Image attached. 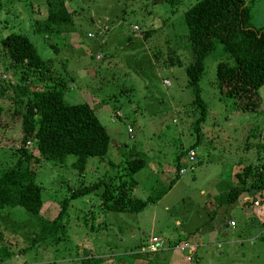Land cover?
<instances>
[{"label": "rangeland", "instance_id": "rangeland-1", "mask_svg": "<svg viewBox=\"0 0 264 264\" xmlns=\"http://www.w3.org/2000/svg\"><path fill=\"white\" fill-rule=\"evenodd\" d=\"M196 1L65 0L74 25L67 26V32L57 38L40 31L46 17L42 0H0V41L9 33L28 36L42 59H53L56 70L66 59L65 70L69 75L72 71L74 77L64 99L69 104L88 103L110 135L105 159L99 163L98 158H89L82 175L72 169V155L64 165L44 160L35 163L31 159L36 182L43 188V206L38 215L21 207L0 209V264H87L85 260L95 255L101 260L93 264H132L128 250L134 252L145 237L155 234L173 244L190 232L189 241L197 244V257L191 264H264V204L254 207L251 203L254 196L263 197L258 190V194H245L250 199L247 205L243 206L245 196H241L234 204L240 207L228 210L224 221L233 220L236 226L224 223V227L216 228L217 237L213 232L202 238L193 234L197 227L199 234L209 228L202 230L201 226L202 221L209 220L205 205L213 199L216 182L229 180L231 169L240 161L241 165L255 164L256 145L264 141V85L259 89L260 108L255 111L237 110L232 100L220 95L215 82L216 65L232 60L216 42L215 50L205 58L199 83L208 106L204 135L197 144L198 157L192 169L187 163L186 150L195 135L192 120H185L194 112L187 105L194 98V90L184 74L188 59L183 47L187 33L183 13ZM247 5L252 24L263 26L264 0H247ZM147 29L158 31L145 40ZM164 39L178 49L183 61V66L174 67V73L168 71L167 65L161 67L154 55L167 47ZM50 43L59 46L57 52ZM19 76L18 71L9 68L0 46V103L4 108L0 119V168L15 162L13 154L21 145L23 108L10 99ZM212 138V144L207 142ZM138 141L148 156L167 166L158 173L167 178H157L159 170L146 166L135 174L134 194L140 198L148 195L156 178L163 186L168 185L177 168V156L184 153L183 167L187 171L179 175L170 191L137 213L105 212L100 189L73 198L63 220L65 232L60 234V241L32 242L40 229V217L55 218L63 199L83 184L121 174L119 160ZM246 142L251 144L248 150ZM33 144L31 140L27 149ZM109 160L115 165H110ZM155 164L157 168L156 161ZM137 258L141 260L137 264H144L147 260L166 261L168 257L143 252Z\"/></svg>", "mask_w": 264, "mask_h": 264}, {"label": "trees", "instance_id": "trees-1", "mask_svg": "<svg viewBox=\"0 0 264 264\" xmlns=\"http://www.w3.org/2000/svg\"><path fill=\"white\" fill-rule=\"evenodd\" d=\"M42 1L46 17L40 31L58 38L67 32V26L74 25L65 0ZM152 1L156 3V0ZM169 2L174 4L173 1ZM183 19L187 29L183 47L185 59H188L184 74L188 86L194 90V98L187 105L196 114L195 118L194 112L192 116L187 115L185 120H192L190 123L195 135L194 142L186 150L187 154L190 148L196 149V144L204 135L203 124L208 116V106L202 98L199 83L205 70V58L215 50L216 42L221 44L232 60L231 63L219 61L216 65L215 82L219 94L232 100L237 110L255 111L260 108L259 89L264 85V25L255 27L252 24L247 0H198L184 11ZM155 31L158 30H145V40ZM49 45L54 52L58 51L57 44ZM0 46L9 68L20 74L19 82L12 88L10 99L16 106L23 108L21 145L13 154L15 162L9 167L0 168V209L21 207L38 215L43 206V188L36 182V171L30 167L31 159L35 163L44 160L64 165L67 157L72 155L75 159L71 167L82 175L89 158L96 157L99 163L105 159L110 135L88 103L69 104L64 99L69 81L73 79L65 70L66 59L59 64L63 69H54L53 59H42L35 45L24 34L9 33L1 39ZM177 51L175 47H165L164 51L158 49L154 55L161 67H181L183 61ZM3 112L4 108L0 103V119ZM14 112L17 113V110ZM31 140L34 144L28 150L27 144ZM250 145L246 142L244 147L248 150ZM117 146H120L118 142ZM256 148L257 162L244 165L235 174L237 182L226 192L214 194L213 199L205 205L210 217L215 216L220 206L233 203L248 189L254 188L260 192L264 190V141L257 144ZM183 155L181 152L177 156V168L168 185L163 186L157 179L158 173L162 172L159 169L155 185L149 187L151 190L145 198H140L133 193L137 186L134 176L147 165L149 158L137 144L130 146L124 158H121L122 161L119 160L121 163H118V166H122L121 174L108 179L98 178L75 189L60 203V210L55 218L49 220L40 217V229L32 242L52 240L58 243L60 234L65 232L63 220L70 200L99 189L100 203L105 212L142 211L147 205L157 202L172 187L180 175L179 161ZM108 163L115 165L111 160ZM193 164H189L190 169ZM100 260L93 256L88 257L85 262L93 264Z\"/></svg>", "mask_w": 264, "mask_h": 264}, {"label": "crops", "instance_id": "crops-1", "mask_svg": "<svg viewBox=\"0 0 264 264\" xmlns=\"http://www.w3.org/2000/svg\"><path fill=\"white\" fill-rule=\"evenodd\" d=\"M154 30H157V29H154ZM136 39H138L139 37L137 36V34H135V35H133ZM164 44L167 46V48H171L169 45H167V40L166 39H164ZM175 66H169L168 67V71L169 72H171V73H174V71L173 70H175V68H174ZM72 70V69H71ZM72 71H71V73H70V75H71V77H74L73 75H72ZM111 121H115V120H111ZM195 140V139H194ZM194 140H193V142H194ZM215 139L214 138H212V139H210V140H208L207 142H209L210 144H212L213 143V141H214ZM192 142V143H193ZM200 142H202V140L200 139L199 140V142L198 143H200ZM191 145V144H190ZM137 146H139V147H141V145H140V142L138 141V144H137ZM198 145L196 144V147H197ZM141 149H142V151H143V148L141 147ZM196 151H198L197 150V148H196ZM144 152V151H143ZM145 153V152H144ZM145 155L149 158V161H148V163H147V165H146V167H148V169H150V170H152V171H155L156 169H160V170H162V169H165V167L164 166H166V165H164V164H159V162H158V160H156V159H154V157H150V156H148L146 153H145ZM196 156L198 157V154L196 153ZM197 157H196V160H197ZM183 158H184V155L180 158V161H179V163H180V167H183L184 165H185V163H183ZM155 161L157 162V165H158V167L156 168V164H155ZM244 165H241V161H240V163H238L237 165H234V167L231 169L232 171H231V174L229 175L230 176V179L229 180H226V182H225V180L223 179V181L222 182H216V184L214 185L215 186V188L213 189V193H215L216 195H218V194H221V193H224V192H226L229 188H230V186L231 185H234L236 182H237V177L235 176V174L237 173V172H240V170H241V168L243 167ZM167 167V166H166ZM163 173H161V174H159L158 176V178H160L161 177V175H162ZM162 177H164V178H167V176L166 175H162ZM178 177H179V175H178ZM177 177V178H178ZM169 179H172V178H169ZM168 179V180H169ZM163 181V180H162ZM164 182V181H163ZM169 182V181H168ZM176 182V181H175ZM175 182H174V184H175ZM173 184V185H174ZM172 185V186H173ZM172 188V187H171ZM170 188V189H171ZM170 189L168 190V191H170ZM135 191V190H134ZM134 191H133V193H134ZM251 191H256V194H258L259 192L256 190V189H254V188H250V189H248L247 191H245V192H243L238 198H240L241 196H245V194H248L249 192H251ZM203 192V191H202ZM263 192V194L262 195H264V190L262 191ZM238 198L233 202V203H231V204H229V205H222V206H220L218 209H217V211H216V214H215V216L214 217H210V216H208L207 214V216H208V218H209V220H207V223H204V221H202L203 223V225L201 226V229L202 230H204L205 228H208L205 232H203L202 234H199V227H197L196 229H194V233L193 234H195V235H198V237H200V238H202V237H205V236H207L208 235V233H215L216 234V237H217V235H218V233H219V231L216 229V228H218V227H224L225 226V224L226 225H229L230 227H234V226H236V223L233 221V220H230L229 221V223H226L225 221H224V218L226 217V214H227V212H228V210H230V212H232L233 210H234V208H236V207H240V206H235L234 204L237 202V200H238ZM256 199V196H254L253 198H252V200L251 201H254ZM250 199H249V197H244L243 198V202H242V204H243V206H245V205H247L248 204V201H249ZM257 200V199H256ZM252 203V202H251ZM152 204V203H151ZM262 204H264L263 202L262 203H260V205L259 206H254V207H260ZM231 205V206H230ZM231 221H233L234 222V225L233 226H231L230 225V222ZM225 223V224H224ZM199 230V231H198ZM190 233H192V232H190ZM190 233H186L185 235H181V236H183V237H178V239L177 240H174L175 241V243H176V241L177 242H179V241H188L189 243H191V244H193V245H195L196 246V248H197V244H195V243H193V242H191V241H189V239H188V236H189V234ZM152 237H157V235H155V234H152L151 236H148V237H145L143 240H141V241H139L138 242V244H137V246H136V250L133 252V250L132 249H129L128 251V254H129V258H132L133 260L132 261H134V262H132V264H137L136 262H140L141 260H140V258H137V257H141L142 256V254H143V252H145V254L147 253V254H153V253H150V252H147V246H148V243H149V241H150V238H152ZM215 237V238H216ZM159 239H160V242H161V246H160V250L157 252V253H155V255L157 254V255H160L161 257H168V258H166V261L165 260H161V259H158L157 260V262H151V261H145V263L144 264H159L160 262H168V264H191V262L192 261H190V262H188V261H186L185 260V258H184V256L182 255V254H180V253H178V252H176V251H174L173 250V244L172 243H166L165 242V240L163 239V238H161V237H158ZM196 254H197V250H196V252H195V254H194V257L196 256ZM97 255H95V257H96ZM98 256H100V255H98ZM197 257V256H196ZM227 257H229V254L227 255ZM165 258H163V259H165ZM127 260H128V258H127ZM122 261H124V260H122ZM197 261V260H196ZM143 262H144V260H143Z\"/></svg>", "mask_w": 264, "mask_h": 264}, {"label": "built area", "instance_id": "built-area-1", "mask_svg": "<svg viewBox=\"0 0 264 264\" xmlns=\"http://www.w3.org/2000/svg\"><path fill=\"white\" fill-rule=\"evenodd\" d=\"M117 115L120 116V113L117 112ZM128 130H129V132H131L130 128ZM186 156L188 159V161H187L188 164L194 163L195 158H196V149L190 148L188 150ZM186 171H187V167H181L179 170V174H183ZM262 201H264V195H263V197H261L257 200L255 199L252 203L254 206H259ZM230 224H231V226H233L234 222L231 221ZM160 246H161L160 239L158 237H152V238H150V241L148 243L147 251L150 253L157 252V251H159ZM172 247H173L174 251L182 254L186 261H188V262L193 261L194 254H195L196 249H197L195 245L189 243L188 241H179V242L173 243Z\"/></svg>", "mask_w": 264, "mask_h": 264}]
</instances>
